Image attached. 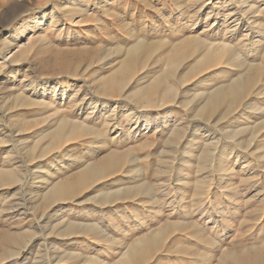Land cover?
Returning <instances> with one entry per match:
<instances>
[{"label":"rangeland","instance_id":"rangeland-1","mask_svg":"<svg viewBox=\"0 0 264 264\" xmlns=\"http://www.w3.org/2000/svg\"><path fill=\"white\" fill-rule=\"evenodd\" d=\"M196 38L231 50L208 73L192 69L196 57L181 60L174 80L167 79L176 94L170 105H135L133 88L168 71L165 60L174 47ZM139 40L159 46L148 70L137 73L125 96L99 95L96 85L120 69ZM252 65L264 72V0H0V172L15 167L24 178L0 187V241L22 239L11 254L1 245L0 264H117L135 240L158 231L167 239L146 264H264V160L258 159L264 138L251 136L258 127L264 132V73L229 119L213 113L208 119L202 111L210 95ZM164 93L163 86L155 100ZM83 99L81 114L71 109ZM96 101L106 102L100 113V107L91 109ZM127 113L133 123L127 124ZM110 116L117 127L108 128ZM61 120L84 122L101 134L83 132L42 153ZM244 128L247 135L230 136ZM230 148L240 151L230 155V176L213 180L217 159ZM112 151L126 153L119 170L71 201L43 204L52 187L72 182ZM244 157L250 158L248 171L242 170ZM142 183L147 193L136 194ZM119 190L133 199L96 205L102 192ZM74 222L98 225L94 235L101 236L62 237Z\"/></svg>","mask_w":264,"mask_h":264},{"label":"bare ground","instance_id":"bare-ground-1","mask_svg":"<svg viewBox=\"0 0 264 264\" xmlns=\"http://www.w3.org/2000/svg\"><path fill=\"white\" fill-rule=\"evenodd\" d=\"M226 20V19H225ZM236 24V23H235ZM263 26V24H262ZM23 31L19 32L16 36H15V41L19 40L20 38L23 37ZM191 38V37H190ZM188 39V38H187ZM207 40V39H205ZM194 42L191 41H183V44L180 45L179 47L175 48L174 46V52L169 55H167L169 65H170V69L168 71H165L164 73H160L159 74H155V79L148 84V86H138L136 89H134L133 91V95L131 96V98L135 99L137 103L139 105H143L142 107L146 108H154L156 106H164L166 104L172 103L174 100V92L173 90L174 87L168 83L169 78L173 79V77L175 76L174 71L176 70V67L179 66L178 63L181 60H185L187 58H194L196 57L195 60V66L192 67V69H197V71H206L208 73V70H210L211 66L216 65V63L218 61L221 62V60H223V57L227 55L228 51L231 50V48L229 46H220V44H212V43H208L205 41H202L201 39H195L193 40ZM208 41V40H207ZM231 42V41H230ZM259 42V41H258ZM157 43V42H156ZM155 42L154 43H146L145 41L139 40L137 41L127 52H126V56L124 61H122V64L120 66V69L110 75L109 77H107V79L105 78L103 81L99 82V84L96 85L95 89L96 92L103 96V97H109V96H122L124 95L123 93L126 90L127 85L135 78V76L137 75L138 72H140L141 70H146L147 69V63L150 61L152 62L153 59L155 58V53H156V49L159 47H157V44ZM215 43V42H214ZM162 44V43H161ZM181 44V43H180ZM232 46V45H231ZM235 48V47H234ZM239 51V50H238ZM232 53V51L230 52ZM240 53V52H239ZM237 54V53H236ZM240 57V55H238ZM237 59V57H235ZM242 58V57H241ZM226 59V58H225ZM152 60V61H151ZM239 58H238V63H239ZM242 60V59H241ZM226 61V60H225ZM228 62V61H227ZM237 62V60H236ZM156 63V62H155ZM235 63V62H233ZM240 64V63H239ZM153 65V64H152ZM222 65V64H221ZM247 65V64H246ZM220 66V65H217ZM216 67V66H215ZM248 67V66H247ZM246 67V69H247ZM149 68V67H148ZM213 68V67H212ZM148 70V69H147ZM200 71V72H201ZM211 71V70H210ZM209 71V72H210ZM213 71V70H212ZM211 71V72H212ZM210 72V73H211ZM262 72H263V68L261 65H252V67H250L248 69V73H246L245 75L243 74V77L241 79H235L233 80V82L228 85L225 88H220L218 89L214 94L210 95L208 97V99L206 100V103L203 104L204 106H202L203 108V112H206L207 118L211 119L212 117H210L211 113H213V116L216 115V118L219 119L220 121L225 119H229L232 115H234L233 113L237 111V108L239 107V105L242 103V101L245 99V96L247 94V92L253 87L255 86V84L258 82V80H260V78L262 77ZM147 73V72H146ZM264 73V72H263ZM140 74V73H139ZM146 79V78H145ZM153 79V78H152ZM263 79V77H262ZM174 80V79H173ZM137 81V80H136ZM150 81V80H149ZM264 81L262 80V83ZM131 85V84H130ZM141 85V84H140ZM165 87V93L162 97V99L160 101L155 100L156 98V94L162 90V87ZM263 91V90H262ZM212 93V92H211ZM210 93V94H211ZM252 93V92H251ZM209 94V93H208ZM207 94V95H208ZM65 95L64 91H63V96ZM128 95V94H127ZM125 96V95H124ZM123 96V97H124ZM130 96V95H129ZM128 96V97H129ZM85 98V97H84ZM122 98V97H121ZM130 98V100H131ZM98 99V98H97ZM127 99V98H125ZM135 100V101H136ZM81 101V100H80ZM104 101V100H102ZM125 101V100H124ZM129 101V100H128ZM84 102L85 99H83L79 104H77L76 106H73V108L71 109H75L77 110V112H83V106H84ZM108 102V101H107ZM134 102V101H133ZM204 102V101H203ZM241 102V103H240ZM240 103V104H239ZM136 104V102H135ZM178 104V103H177ZM176 104V105H177ZM94 106H92L91 109H93L94 111H96L99 107L100 110L98 113H100L102 111V109H104L107 105L106 102H103V105L100 104V101H96L93 102ZM138 105V106H139ZM198 105V104H197ZM186 106H188L186 104ZM223 106H225V111L219 112L217 113V110L220 109V107L222 108ZM91 107V106H90ZM121 107V106H120ZM190 107V105L188 106ZM152 108V109H153ZM164 108V107H163ZM194 108V107H193ZM201 108V109H202ZM200 109V110H201ZM87 110V108L85 109ZM126 110V108H125ZM143 110V109H142ZM149 110V109H148ZM191 110V109H189ZM199 110V109H198ZM198 110L196 111L198 113ZM249 109H246L243 113V117L240 118L242 120L245 119V115L247 113ZM74 111V110H73ZM72 111V112H73ZM86 112V111H85ZM133 112V111H132ZM195 112V113H196ZM200 112V111H199ZM75 113V112H74ZM116 113V112H115ZM201 113V112H200ZM209 113V114H208ZM79 114V115H80ZM91 114V113H90ZM199 114V113H198ZM203 114V113H202ZM78 115V116H79ZM93 115V114H91ZM133 115V114H132ZM94 116V115H93ZM98 116V114H97ZM101 116V115H100ZM197 117V116H196ZM96 118V117H95ZM100 118V117H99ZM107 121L106 124L108 125V128L111 127H117V123H115L114 126H111L112 124H110V122L112 121V119H117V118H113V117H106ZM127 124H129L130 122L134 121V118H131V115H126ZM142 117H137V120H141ZM122 120V119H121ZM124 120V119H123ZM201 120V119H200ZM62 121V120H61ZM87 122V118H85V120ZM117 121V120H115ZM211 121V120H210ZM114 122V121H113ZM125 122V121H124ZM123 123V122H122ZM133 123V122H132ZM218 123V122H217ZM220 123V122H219ZM218 123V124H219ZM119 124V123H118ZM134 130L138 128L139 122H134ZM137 125V126H136ZM156 127V126H155ZM158 128V127H157ZM176 128V127H175ZM181 128V127H180ZM89 128L87 127L86 123H76V122H69V121H62L59 123L58 127L56 128V130L54 131V133L50 136V138L48 139L46 146L44 148L43 151H41L42 153L44 152H48V151H52V149H50L49 147L51 145H55V146H59L61 144L62 141L65 142H71V140H74V138H76V136L80 133H90L93 136H97L98 134H101L100 131L98 130H88ZM107 129V128H106ZM105 129V130H106ZM143 129V128H142ZM179 129V128H178ZM110 131V129H108ZM114 130V129H112ZM130 130V129H129ZM145 130H148V127L145 128ZM144 130V131H145ZM177 130V129H176ZM174 130V132L176 131ZM184 130V129H183ZM250 129H240V130H234L233 132L230 133V136L232 138L234 137H240L241 135H247L246 133H248L247 131ZM252 130V129H251ZM262 129L259 127L253 131H251V136L252 138L258 139V138H264V132L261 131ZM107 131V130H106ZM140 131V130H139ZM189 131V130H188ZM131 131H129L130 134ZM134 134L135 132L132 131ZM88 134V135H90ZM178 134V132H177ZM250 134V133H249ZM136 135V134H135ZM134 135V136H135ZM180 135V134H179ZM175 137V135H173ZM250 136V135H249ZM82 137V136H81ZM80 137V138H81ZM98 137V136H97ZM173 139V138H172ZM237 139V138H236ZM79 140V139H78ZM115 140V139H114ZM90 141V140H89ZM197 141V140H196ZM250 141V140H249ZM257 141V140H256ZM169 143V142H168ZM197 143V142H196ZM174 144V143H172ZM171 145V144H170ZM175 145V144H174ZM240 146V145H239ZM41 150V148H40ZM242 150V148H241ZM40 152V153H41ZM127 152V151H126ZM39 153V154H40ZM41 153V154H42ZM130 153V152H128ZM239 154L240 151H236L234 148H230L228 150V153L222 154L220 156L219 159H217L216 161V172L213 173L212 175V179L216 180V176L217 174L221 177V179H224V177L230 176V174L227 172L228 170V164H229V159L231 158L230 155L231 154ZM264 154V153H263ZM130 154H127V157ZM45 154H43L42 156H40V158L44 157ZM232 156V155H231ZM130 157V156H129ZM128 157V159H129ZM242 157V156H241ZM215 158V157H214ZM134 159V158H133ZM244 159L246 160V162L243 164L246 167H241L242 170L244 171H248L250 169V158L249 157H244ZM259 160H264V155L262 156V154H260V156H258ZM126 153L124 155L118 152H114L112 151V153H110L109 155H107L103 160L100 159V161L96 162L93 165H89L86 168H84V170H82L78 175H74L75 177L73 178V181L71 182H63V183H59L57 185H55L54 187H52L48 193H46L44 199H43V204H49V203H58V202H62V201H71L72 198L77 197L81 194V192H83L84 190H87L88 188H90L92 185L96 184L98 181L100 180H104L106 177L110 176L112 173H115L117 170H119L124 163L126 162ZM130 159L128 160L129 163ZM135 161V160H134ZM133 163V162H132ZM131 165V164H130ZM235 166H233V170H234ZM252 169V167H251ZM23 170V169H22ZM241 170V171H242ZM131 171V170H130ZM235 171V170H234ZM123 172V171H122ZM232 174V173H231ZM26 176V174H25ZM24 176V177H25ZM20 169L17 168H13L10 170H6L0 172V187H5V186H12V185H17V183L22 182V180H24V178H20ZM125 177V175H124ZM231 180V179H229ZM24 182V181H23ZM45 182V181H44ZM43 182V183H44ZM47 183V182H46ZM22 184V183H21ZM143 184V183H142ZM201 184H199V187ZM41 186V185H40ZM37 187L41 188V187ZM260 186V185H258ZM32 187V186H31ZM36 187V186H35ZM146 187H148L147 185H140L138 186V188L136 189V194H139L138 192H142V194L144 193V191H146L147 189H145ZM256 188V187H255ZM259 188V187H258ZM33 189V188H32ZM257 189V188H256ZM124 191V190H123ZM120 191L119 192H115V193H101V195H99L98 197H96L98 199L99 205L101 204L103 205H113L117 202H119L120 200H127V199H133V196L130 195L129 196V192H123ZM180 191V190H179ZM261 192V191H259ZM147 192H145L144 194H146ZM151 193V191H150ZM149 193V195H150ZM249 193V192H248ZM258 193V191L256 192ZM152 194V193H151ZM148 195V196H149ZM225 195V194H224ZM1 197V196H0ZM156 197V196H155ZM241 197V196H240ZM139 198H141L139 196ZM146 198V197H145ZM143 198V199H145ZM149 199V197H147ZM174 198V197H173ZM95 199V198H93ZM151 199V198H150ZM240 199V198H239ZM137 200V199H136ZM153 200V199H152ZM151 200V201H152ZM135 201V200H134ZM250 201V200H249ZM96 202V201H95ZM253 202V200H252ZM42 203V202H41ZM42 204V205H43ZM150 204V203H149ZM16 205V204H15ZM36 205V204H35ZM97 205V204H96ZM198 205V204H197ZM44 206V205H43ZM55 206V205H54ZM152 206V205H151ZM215 206V204H214ZM40 207V206H39ZM239 207V200H238V204L235 206L234 210V214H236L238 212L237 208ZM152 208V207H151ZM154 208V207H153ZM153 208L151 211H153ZM158 208V207H157ZM198 208V207H197ZM11 209V208H10ZM42 209V208H41ZM217 208L214 209V211ZM44 210V209H43ZM155 210V208H154ZM228 210V209H227ZM45 211V210H44ZM43 211V212H44ZM47 211V210H46ZM45 211V212H46ZM49 211V210H48ZM82 211V210H81ZM136 211V210H135ZM157 211V210H156ZM209 211V210H208ZM44 212V213H45ZM175 212V211H174ZM173 212V214H174ZM232 213V214H233ZM54 214V213H53ZM159 213H157L158 216ZM212 214V213H211ZM56 215V214H55ZM54 215V216H55ZM60 215V214H59ZM58 215V216H59ZM63 215V214H62ZM170 215V214H169ZM133 216V215H132ZM137 216V215H136ZM135 216V217H136ZM155 215V217H157ZM235 216V215H234ZM134 217V218H135ZM230 217V216H229ZM138 218V217H137ZM214 218V217H213ZM219 218V217H218ZM231 218V217H230ZM64 219V218H63ZM114 220V219H113ZM126 220V219H125ZM97 221V220H96ZM103 221V220H102ZM221 222V221H220ZM90 223V222H89ZM92 223V222H91ZM90 223V224H91ZM222 223V222H221ZM83 224H87V223H83ZM95 224V223H94ZM223 224V223H222ZM64 225V224H63ZM115 225V224H114ZM171 225V223H170ZM50 226V225H49ZM98 225H80L77 224V222L75 223H71V224H66L65 227L61 230V236L62 237H66L68 235H73V234H77V233H81V234H87V233H91L95 231H100L101 229H99L97 227ZM224 226V225H222ZM164 227V225L162 226V228ZM114 228V227H113ZM118 228V227H117ZM139 229V228H138ZM182 229V228H181ZM205 229V228H204ZM124 231V230H123ZM157 232V231H156ZM178 232V231H177ZM152 233V232H151ZM33 235V233H31ZM91 235V234H90ZM92 235V236H93ZM96 235V233H95ZM94 237L99 238V236H101L99 234V232L97 233V235ZM23 236V235H22ZM80 236V235H79ZM82 236V235H81ZM166 234L164 231H158L157 233H154L148 237H146V239L144 240H138L135 242H133L131 245H129L128 249H126L127 251H125V253L123 254V258H121L122 260L119 261V263L117 264H146L150 258L153 256V254H156V252L161 250L162 244L164 242ZM6 237V236H5ZM8 237V236H7ZM85 237V236H84ZM88 237V236H87ZM105 237V236H104ZM23 238V237H22ZM95 239V238H94ZM169 239V238H168ZM104 240L106 241V237L104 238ZM22 239L18 238V237H9L6 238L4 241H0V247L3 248V246L1 245H5L4 248L2 249L4 251L5 254H11L13 253V248L15 246V248H17L20 243H21ZM167 241V240H166ZM217 242V241H216ZM94 245V244H93ZM107 246V245H105ZM21 247V246H20ZM92 247V246H91ZM90 247V248H91ZM104 247V246H103ZM14 248V249H15ZM93 248V247H92ZM94 249V248H93ZM92 249V250H93ZM91 250V249H90ZM188 251V250H187ZM95 252V251H94ZM163 253V252H162ZM76 254V253H75ZM77 255V254H76ZM96 255V254H95ZM196 255V253H195ZM12 256V255H11ZM10 256V257H11ZM75 257V256H74ZM194 258V257H193ZM69 259V258H68ZM76 259V258H75ZM92 259V258H90ZM154 259V258H153ZM63 260V259H62ZM93 261V260H90ZM51 262V261H50ZM92 263V262H90ZM94 263V261H93Z\"/></svg>","mask_w":264,"mask_h":264},{"label":"crops","instance_id":"crops-1","mask_svg":"<svg viewBox=\"0 0 264 264\" xmlns=\"http://www.w3.org/2000/svg\"><path fill=\"white\" fill-rule=\"evenodd\" d=\"M136 99H137V98H135V100H136ZM137 101H138V100L135 101V102H136V104L134 103L135 105H138ZM142 185H143V184H142ZM107 193H110V192H107ZM100 195H101V194H100ZM97 200H98V199H97ZM96 204L98 205V203H96ZM92 212L95 213V211H92ZM91 214H92V213H91ZM92 218H95V216L92 215Z\"/></svg>","mask_w":264,"mask_h":264}]
</instances>
